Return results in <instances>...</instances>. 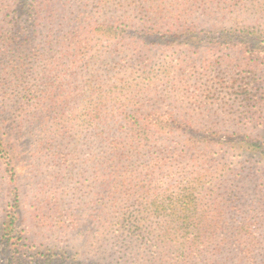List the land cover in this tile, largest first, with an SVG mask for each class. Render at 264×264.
I'll return each instance as SVG.
<instances>
[{"label":"trees","instance_id":"trees-1","mask_svg":"<svg viewBox=\"0 0 264 264\" xmlns=\"http://www.w3.org/2000/svg\"><path fill=\"white\" fill-rule=\"evenodd\" d=\"M105 3L112 12L91 21L76 0H0V114L6 115L0 118V160L14 195L10 224L17 222L13 213L20 202L16 135L22 126H35L42 137L41 152L51 159L73 163L87 154L93 191L106 194L124 215L118 224L132 240L151 246L157 264H264V242L256 233L264 222L263 192L254 197L255 203L242 197L238 202L239 194L250 191L240 187L244 168L233 162L215 166L217 153L211 146L217 122L203 124V112L195 114L184 99L175 100L172 110L164 109L168 98L160 86L174 89L176 81L167 68L157 70L156 61L160 51L170 50L183 37L191 40L181 43L183 49L196 48L199 31L215 32L214 27L204 29L208 21L191 19L198 4L205 8L201 16L216 5L231 13L219 24V37L228 40L220 47L215 38L209 40L210 50L237 48L255 56L254 40L264 44V28L239 22L251 5L264 13V2ZM131 11L146 17L143 23H137ZM227 62L236 63L231 58ZM215 96L210 92L207 98ZM207 126L211 129L195 135L196 128ZM93 138L96 143L91 145ZM242 140L248 147L254 144L247 137ZM103 143L99 153L94 151ZM68 146L76 150L63 151ZM256 147L264 154L261 145ZM129 202L140 207L138 215L124 204ZM14 231L5 235L8 244L21 239ZM255 253L261 263H256ZM17 260L14 256L13 264Z\"/></svg>","mask_w":264,"mask_h":264},{"label":"rangeland","instance_id":"rangeland-1","mask_svg":"<svg viewBox=\"0 0 264 264\" xmlns=\"http://www.w3.org/2000/svg\"><path fill=\"white\" fill-rule=\"evenodd\" d=\"M76 1L81 2L91 21L103 20L112 12L106 0ZM204 11L201 4L196 5L191 19L199 17L200 22L208 21L204 29L214 27L215 32L199 31L200 45L196 48L183 49L181 43L191 41L183 37L170 50L160 51L156 60L157 70L167 68L176 81L174 89L163 83L160 86L168 98L164 109L172 110L175 100L184 99L195 114L203 112V124L210 120L217 122V135L211 146L217 153H213L215 166L233 162L236 168H244L240 187L250 191L239 194L238 202L242 197L255 203L253 200H258L255 196H262L261 192L264 195V154L261 147H256L259 144L264 148V44L254 40L258 47L255 56L239 53L237 48L235 52L224 48L210 50L209 40L215 38L213 42L219 47L228 40L226 36L219 37V24H224L231 13L221 11L217 5L208 8V16H201ZM131 13L139 24L146 18L143 20L137 11ZM263 16L264 13L251 5L249 12L240 17L239 25L264 28ZM237 35L235 45L240 40V34ZM230 58L236 63L229 65ZM246 89L248 94H242ZM210 92L216 93L215 99L207 98ZM190 96L198 98V102L192 104ZM1 117L6 119V115L0 114ZM196 129L195 135H201L211 128ZM244 137L254 144L244 145ZM16 138L20 139L19 158L14 162L20 202L13 213L17 219L15 224L9 222V209L14 200L9 172L0 160V264H13L14 256L19 257L17 264H157L151 246L140 245L135 237L132 240L118 224V218L124 215L112 206L106 194L96 195L93 191L95 182L89 173L92 162L85 161V152L78 162L51 159L48 152H41L42 137L35 126H22ZM95 143L93 138L91 145ZM105 145L97 144L94 151L99 153ZM73 147L63 151L71 153L76 150ZM124 204L130 205L134 215L137 210L140 212L137 204ZM159 219L151 217V220ZM12 229L21 239L8 244L5 235ZM256 233L260 243L264 242V222ZM13 241L20 242L12 244ZM256 253L253 255L256 263H261V256ZM260 254L263 256L264 251Z\"/></svg>","mask_w":264,"mask_h":264}]
</instances>
